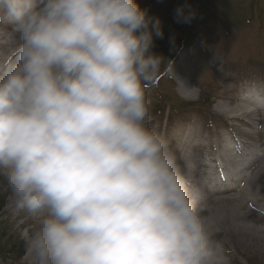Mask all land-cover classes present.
Masks as SVG:
<instances>
[{"label": "clouds", "instance_id": "obj_1", "mask_svg": "<svg viewBox=\"0 0 264 264\" xmlns=\"http://www.w3.org/2000/svg\"><path fill=\"white\" fill-rule=\"evenodd\" d=\"M187 6L176 10L187 22ZM0 177L32 264H230L148 91L173 61L137 0H0Z\"/></svg>", "mask_w": 264, "mask_h": 264}, {"label": "rangeland", "instance_id": "obj_2", "mask_svg": "<svg viewBox=\"0 0 264 264\" xmlns=\"http://www.w3.org/2000/svg\"><path fill=\"white\" fill-rule=\"evenodd\" d=\"M137 2L161 22L164 35L156 39L153 50L173 61L172 66L167 64L162 69L148 91L150 126L169 139L178 133L196 137V143L204 145L207 138L222 135L225 139L232 137L236 146L247 152L252 148L263 150L264 0ZM184 5L192 13L187 22L176 15ZM4 36L13 45L18 40L0 23V39ZM173 74L186 81L189 99L178 93ZM239 105L253 114L243 120H227L231 119L227 111L235 115ZM193 155L197 164L205 162L198 150ZM10 198V189L0 177V264H28L24 236L32 219L23 211L9 210ZM227 249L232 252L228 255L230 264H264V252L253 246L241 247L234 242Z\"/></svg>", "mask_w": 264, "mask_h": 264}, {"label": "bare ground", "instance_id": "obj_3", "mask_svg": "<svg viewBox=\"0 0 264 264\" xmlns=\"http://www.w3.org/2000/svg\"><path fill=\"white\" fill-rule=\"evenodd\" d=\"M11 42L6 36L0 39V59L10 53L14 46ZM172 77L176 79L178 93L189 99L191 93L186 81L174 74ZM238 109L235 115L227 111L231 117L227 120H243L253 114L246 106L239 105ZM220 112L226 114L223 108ZM261 113L264 115V111ZM197 139L176 133L170 141L180 166L190 169L193 195L206 204V211L218 229L217 238L223 241L228 255L232 252L227 245L234 242L264 252V149L252 148L247 152L237 147L232 137L225 139L222 135L207 138L204 145L196 143ZM196 150L201 152L205 162L197 164L193 155ZM257 194L261 197H256ZM8 209L25 212L12 197ZM28 260V264H32L29 255Z\"/></svg>", "mask_w": 264, "mask_h": 264}]
</instances>
